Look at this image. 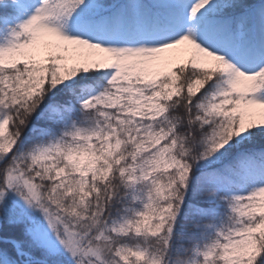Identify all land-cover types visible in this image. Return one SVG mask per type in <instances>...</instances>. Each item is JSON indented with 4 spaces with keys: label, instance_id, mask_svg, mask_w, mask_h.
I'll return each mask as SVG.
<instances>
[{
    "label": "snow or ice",
    "instance_id": "snow-or-ice-1",
    "mask_svg": "<svg viewBox=\"0 0 264 264\" xmlns=\"http://www.w3.org/2000/svg\"><path fill=\"white\" fill-rule=\"evenodd\" d=\"M0 264H264V0H0Z\"/></svg>",
    "mask_w": 264,
    "mask_h": 264
}]
</instances>
